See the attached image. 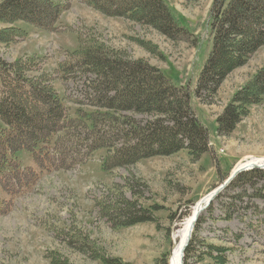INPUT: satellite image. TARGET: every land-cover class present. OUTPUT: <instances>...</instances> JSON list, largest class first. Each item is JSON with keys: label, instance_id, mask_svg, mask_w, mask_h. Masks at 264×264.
Masks as SVG:
<instances>
[{"label": "rangeland", "instance_id": "obj_1", "mask_svg": "<svg viewBox=\"0 0 264 264\" xmlns=\"http://www.w3.org/2000/svg\"><path fill=\"white\" fill-rule=\"evenodd\" d=\"M50 1L60 10L54 28L23 20L0 24L20 32L10 43L0 42L2 61L33 64L32 74L38 76L39 70L47 75L69 115L76 116L79 108L90 112L95 108L66 100H84L86 91L79 74L61 79L62 62H75V52L96 43L122 59L145 60L174 85L188 88L190 107L207 128L209 143L199 155L184 148L117 166L107 163V149H99L71 169L54 166L44 171L31 152H17L18 163L32 167L37 177L28 188L6 181L5 186L14 192L11 196L0 185V264H107L113 260L169 264L180 225L194 204L228 177L241 159L264 157V93L255 102L238 105L242 116L228 135H219L216 121L242 92L256 89L252 83L264 70V46L231 72L214 96L204 94L208 99L203 102L195 89L212 46L209 15L214 0H165L178 24L189 30L169 34L123 15L101 12L88 0ZM119 1L117 8L123 5ZM123 114L145 121L152 118ZM132 202L135 210L150 219L121 225L116 215ZM211 205V211L200 215L204 221L188 264H264V181H257L255 187L224 189ZM209 245L223 247L224 259L217 262L215 250L209 255Z\"/></svg>", "mask_w": 264, "mask_h": 264}, {"label": "trees", "instance_id": "obj_2", "mask_svg": "<svg viewBox=\"0 0 264 264\" xmlns=\"http://www.w3.org/2000/svg\"><path fill=\"white\" fill-rule=\"evenodd\" d=\"M116 1L88 0L93 8L107 14L123 15L167 33L176 30L189 33L178 24L165 0H120L123 5L118 8ZM59 11V6L50 0H3L0 24L23 20L51 29ZM209 16L212 46L200 68L195 89L203 102L208 99L204 94L214 96L219 84L264 46V0H214ZM18 30L11 26L0 28V42L10 43L20 35ZM75 53L78 60L61 63V79L81 75L86 96L84 100L67 97L66 100L95 108L91 112L79 108L76 116L69 115L47 75L39 70L38 76L32 74L35 73L33 64L0 59V185L7 194L14 195V192L12 187L5 186L6 181L15 180L22 188L35 184L36 171L29 166L22 167L15 158L14 154L22 150L31 152L41 171L54 166L71 169L99 149H107L106 160L111 166L156 155L168 156L184 148L197 155L207 150L208 130L197 121L186 86L174 85L160 68L145 60L122 59L99 43ZM259 75L252 83L256 89L251 93L250 89L242 92L228 106L225 115L216 119L219 135H228L240 121L243 111L238 105L255 102L264 93V70ZM124 112L152 118L145 121ZM55 156L59 160L55 161ZM257 181H264V170L240 173L226 189L234 190L245 184L255 187ZM146 214L135 210L132 202L116 216L122 219L120 224L132 225L149 220ZM203 221L200 216L184 251L185 264L198 245L197 233ZM207 247L212 249L208 250L209 255H213V250L218 251L217 262L219 258L224 259L223 247ZM107 264L124 263L113 260Z\"/></svg>", "mask_w": 264, "mask_h": 264}, {"label": "bare ground", "instance_id": "obj_3", "mask_svg": "<svg viewBox=\"0 0 264 264\" xmlns=\"http://www.w3.org/2000/svg\"><path fill=\"white\" fill-rule=\"evenodd\" d=\"M244 119V118H243ZM247 157L245 160L239 162L237 166L234 168L232 173H235L239 170H244L250 166H255L256 164H261L260 158H254ZM213 195V191L205 195L203 198H201L199 201H197L194 206L191 208V211L189 212L188 216L183 220L181 223V228L179 230L177 238L175 239L174 247L172 249L171 256L169 259V264H185L184 263V255H185V246L188 242V239H190V235L193 234L194 228H195V221L196 218L199 217L202 213V211L205 210V207L211 200L210 198Z\"/></svg>", "mask_w": 264, "mask_h": 264}, {"label": "water", "instance_id": "obj_4", "mask_svg": "<svg viewBox=\"0 0 264 264\" xmlns=\"http://www.w3.org/2000/svg\"><path fill=\"white\" fill-rule=\"evenodd\" d=\"M237 175V172H235V173H233V174H231L221 185H219L216 189H214V192H213V195H212V197L210 198L211 200L209 201V203L207 204V206L205 207V209L209 206V204L212 202V200H213V198L214 197H216L217 195H218V193L222 190V189H224L226 186H227V184H229L230 183V181H232V179L235 177ZM198 218V217H197ZM197 218H196V221H197ZM196 221H195V223H196ZM190 238H191V235H190ZM189 241H190V239H188V242H187V244H186V246L185 247H187L188 246V244H189Z\"/></svg>", "mask_w": 264, "mask_h": 264}, {"label": "crops", "instance_id": "obj_5", "mask_svg": "<svg viewBox=\"0 0 264 264\" xmlns=\"http://www.w3.org/2000/svg\"><path fill=\"white\" fill-rule=\"evenodd\" d=\"M235 163H233L230 167H229V171L233 168ZM219 182V181H218ZM218 182H216L215 184H217Z\"/></svg>", "mask_w": 264, "mask_h": 264}]
</instances>
